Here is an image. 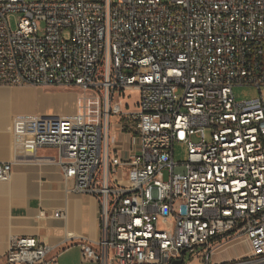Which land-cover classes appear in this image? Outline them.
<instances>
[{
    "label": "built area",
    "instance_id": "1",
    "mask_svg": "<svg viewBox=\"0 0 264 264\" xmlns=\"http://www.w3.org/2000/svg\"><path fill=\"white\" fill-rule=\"evenodd\" d=\"M21 85L80 91L34 144L57 150L69 192L100 202L84 260L213 264L235 238L250 252L220 264H264V95H234L264 87V0H0V86ZM112 115L137 141L126 157L111 147ZM12 174L0 162V181ZM53 250L14 237L3 264H56Z\"/></svg>",
    "mask_w": 264,
    "mask_h": 264
},
{
    "label": "crops",
    "instance_id": "2",
    "mask_svg": "<svg viewBox=\"0 0 264 264\" xmlns=\"http://www.w3.org/2000/svg\"><path fill=\"white\" fill-rule=\"evenodd\" d=\"M35 91L45 90L32 85L0 86V162H13L12 178L0 181V264L11 239L21 236L36 237L54 247L56 264H98L83 259L81 243L97 241L102 235L99 200L69 192L70 184L55 162L57 150L34 144V133L47 128L50 119L76 112L77 95L75 111L69 114L25 112L21 97ZM117 129L111 147L126 157L137 141L130 132ZM58 211L65 217H56ZM228 247L234 250L233 260L251 249L247 241L230 238L216 252Z\"/></svg>",
    "mask_w": 264,
    "mask_h": 264
},
{
    "label": "rangeland",
    "instance_id": "3",
    "mask_svg": "<svg viewBox=\"0 0 264 264\" xmlns=\"http://www.w3.org/2000/svg\"><path fill=\"white\" fill-rule=\"evenodd\" d=\"M29 2L38 1V0H26ZM116 1V0H114ZM19 15L10 16L11 25L16 27L17 20ZM34 86V85H32ZM45 91H35L33 94L23 95L20 100V105L24 109L25 112H34L38 114L44 115H63L69 114L75 111V107L73 106V101L76 95L80 93V91L76 88L70 87H39ZM261 93L264 95V87L258 88L253 85H243L236 86L234 88V95L236 100L243 101L253 98L260 97ZM129 97V98H128ZM141 95L137 90H128L127 98L124 99L125 109L136 111L139 109L137 106V102L140 100ZM120 123V118L117 115L111 116V142H113L115 138V133L118 130L116 125ZM208 133V132H207ZM175 160L176 161H185L187 159V148L183 144L176 143L174 146ZM234 250L230 247L217 251L212 256L213 264H220L223 262H229L233 260ZM185 264H198V262L192 259L190 256H187L185 260Z\"/></svg>",
    "mask_w": 264,
    "mask_h": 264
},
{
    "label": "water",
    "instance_id": "4",
    "mask_svg": "<svg viewBox=\"0 0 264 264\" xmlns=\"http://www.w3.org/2000/svg\"><path fill=\"white\" fill-rule=\"evenodd\" d=\"M183 263V259H181V260H176V261H174L172 264H182Z\"/></svg>",
    "mask_w": 264,
    "mask_h": 264
}]
</instances>
